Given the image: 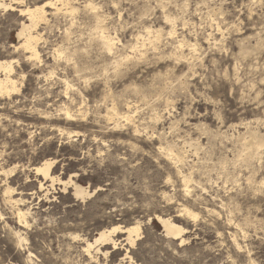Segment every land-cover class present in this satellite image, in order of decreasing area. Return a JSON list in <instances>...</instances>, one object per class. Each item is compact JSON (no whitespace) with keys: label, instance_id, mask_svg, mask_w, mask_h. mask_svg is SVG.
<instances>
[{"label":"rangeland","instance_id":"1","mask_svg":"<svg viewBox=\"0 0 264 264\" xmlns=\"http://www.w3.org/2000/svg\"><path fill=\"white\" fill-rule=\"evenodd\" d=\"M5 1L0 59L13 60L19 91L0 99V264H264V0L45 6L39 59L12 45L29 23L19 8L47 0ZM45 159L53 185L33 169ZM69 180L90 195L74 197ZM136 221V244L116 230V245L85 252L100 230Z\"/></svg>","mask_w":264,"mask_h":264},{"label":"bare ground","instance_id":"2","mask_svg":"<svg viewBox=\"0 0 264 264\" xmlns=\"http://www.w3.org/2000/svg\"><path fill=\"white\" fill-rule=\"evenodd\" d=\"M16 1V0H15ZM74 1V0H73ZM11 3V2H10ZM10 3H6L5 0H0V8H3V9H7V8H10V7H13L11 6L12 4ZM14 3V2H13ZM45 6H54L55 7V10H63L65 9L66 11H69V13H71L70 11H75V6L72 4V1L71 0H47L44 4L42 5H34V6H24L22 8H19V13L20 15H26L29 19V23H25V22H22L21 26H20V29L17 31V38L20 40V43L17 44V45H12L15 49L17 48H23L28 54H29V58L31 59H39V56H38V51L36 49V43H37V40L39 39L38 35H34L33 31L34 29L36 28L37 24L40 22V21H46L45 20V16H46V11H45ZM17 9V8H16ZM78 9V8H77ZM9 10V9H8ZM18 10V9H17ZM87 10V9H86ZM96 15V12L94 14V16ZM99 15L95 16V17H98ZM168 16V15H167ZM100 17V16H99ZM99 17H98V20H99ZM47 19V18H46ZM167 19V18H166ZM97 21V20H96ZM102 21V20H101ZM101 24V23H100ZM173 25V24H172ZM100 27V25H99ZM103 29H104V26H102ZM97 28V27H96ZM169 28V27H168ZM173 28V27H172ZM171 28V30H172ZM102 29V30H103ZM149 30V29H148ZM174 30V29H173ZM96 31V29H95ZM157 31V30H156ZM99 32H101L99 30ZM103 32H105L103 30ZM103 32L101 33V35L99 36L100 37V40L103 44V49H106L107 50V53L110 52L112 50V45H114L113 43V40L110 36L108 35H105L103 34ZM149 33V31H146ZM158 32V31H157ZM156 32V33H157ZM172 32V31H171ZM175 32V31H173ZM107 33V31H106ZM154 32V34H156ZM168 33V32H167ZM110 34V33H109ZM158 34V33H157ZM154 36V35H153ZM168 36V35H167ZM98 37V35H97ZM114 38V37H113ZM117 39V38H116ZM115 39V40H116ZM138 39V38H137ZM155 39V38H153ZM159 39V38H158ZM157 40V39H156ZM155 41V40H154ZM118 44V43H117ZM157 44V43H156ZM154 45V44H153ZM183 45V44H182ZM117 46V45H116ZM191 46V44H190ZM195 48V46H193ZM159 48V47H158ZM189 48H192V47H189ZM63 49V48H62ZM101 50V49H100ZM190 50V49H189ZM196 50V49H195ZM194 51V49H193ZM114 52V50H113ZM112 52V53H113ZM192 52V51H191ZM13 54V53H12ZM156 55V54H155ZM184 55V54H183ZM26 56V54H25ZM63 57V56H62ZM27 58V57H25ZM11 59V58H10ZM176 59V58H175ZM196 59V58H195ZM193 60V59H192ZM13 61L12 59L9 61V60H3V59H0V99H3V98H11L12 95L16 94L18 91H19V88L17 86V81L12 77V73L14 71V68H13V63L11 62ZM178 62V61H177ZM189 62V61H188ZM117 65V64H116ZM88 67V66H87ZM115 67H118V66H115ZM75 70V69H74ZM82 70V69H81ZM78 71V70H77ZM42 72V71H41ZM73 72V71H72ZM75 72V71H74ZM62 76V75H61ZM81 76V75H80ZM68 77V76H67ZM169 79V77H168ZM66 83V82H65ZM72 85V84H70ZM68 87V86H67ZM16 96V95H15ZM86 98V97H85ZM9 101V100H7ZM10 106V105H9ZM47 106V105H46ZM36 107V106H35ZM39 108V107H38ZM16 109V108H15ZM18 109V108H17ZM31 109V108H30ZM29 109V110H30ZM37 109V108H36ZM63 109V108H62ZM129 109H130V106L128 105L127 106V112H124L122 113V115H120L123 119L126 120H130L131 119V115L129 114ZM19 110V109H18ZM48 110V109H47ZM59 110V109H58ZM61 110V109H60ZM71 110V109H70ZM69 110V108H66L64 109V115L67 119H71L72 117L74 118V116H79L78 114H73L71 113V111ZM81 110V109H80ZM50 111V110H49ZM52 111V110H51ZM19 112V111H18ZM34 112V111H33ZM59 112V111H58ZM80 112V111H79ZM52 114V113H51ZM108 116L110 117L109 119H113V117L116 115H119L118 111L112 107L111 108V112H108L107 113ZM40 117L41 119H48L50 116H49V113L46 112V111H42L40 112ZM53 115V114H52ZM51 115V116H52ZM83 117V116H82ZM120 117V118H121ZM119 118V119H120ZM121 118V119H122ZM52 119V118H51ZM106 119V118H105ZM38 120V119H37ZM50 120V119H49ZM107 120V119H106ZM109 120V122H110ZM52 121V120H51ZM108 122V121H107ZM118 122V121H117ZM116 122V123H117ZM68 123V122H67ZM41 124V123H40ZM47 124V123H46ZM114 124H115V121H114ZM113 124V126H114ZM111 125V124H110ZM112 126V128H113ZM117 126V124H116ZM49 127H52L51 125ZM118 127V126H117ZM59 127H57L58 129ZM115 128V126H114ZM32 129V128H31ZM104 130V129H103ZM58 131V130H57ZM137 131V130H136ZM72 132V131H71ZM140 132V131H139ZM206 132V131H204ZM135 133V131H134ZM70 136V135H69ZM147 136V135H146ZM186 140V139H185ZM136 144V143H135ZM170 145V144H169ZM173 146V145H172ZM244 147V146H243ZM165 148V147H164ZM171 148V147H169ZM167 148V151H169ZM172 152H173V149H171ZM161 151V150H160ZM171 152V153H172ZM169 154H170V151H169ZM168 155V154H167ZM172 155L173 157H171V160L172 159H175L176 162H179L181 161V157L178 153L176 154H170ZM168 155V156H170ZM238 157V156H237ZM169 158V157H168ZM246 158V157H245ZM55 160H52V159H45L44 161H42L39 165H36L33 167V169L35 170V172L37 174H41L43 175V177L46 179V178H51V185H53V182H54V179L53 177L51 176V168L54 164ZM176 164V163H175ZM174 165V164H173ZM7 172V171H6ZM3 173H4V170H3ZM8 173V172H7ZM6 173V174H7ZM182 181L184 182V186L187 187L186 183L188 182L187 180V177L186 176H183L182 177ZM7 182V181H6ZM70 184V186L72 187V194L74 197L76 198H84L88 195H90L91 192L88 191V189L86 187H83L79 184H76L74 183L73 181L69 180L68 182H65L64 181V184L63 185H66V184ZM43 185L40 184V187H42ZM48 187V186H47ZM13 188H11L10 186H7L6 189H5V192L8 194V195H11L12 193V190ZM63 189L65 190L66 189V186L63 187ZM187 189V188H186ZM184 191V190H183ZM10 198V197H9ZM12 198V197H11ZM13 200V199H11ZM20 200H13V202H15L16 204L19 202ZM183 210V209H182ZM181 210V211H182ZM185 213H187L188 215L192 216V217H195V215L187 210V209H184ZM27 210L25 211L24 209H21V208H17V219L19 220V225L20 226H23V225H27V220H26V215H27ZM157 220L158 222L164 227L165 231H166V234L167 235H171L173 236L174 238L172 239H179L181 240V242L184 241V238H183V230L180 226H178L177 224H175L173 221H171L169 218H163V217H157ZM23 224V225H22ZM140 222L136 221L135 223L131 224V225H128L124 228H120V227H113L112 229H103V230H100L99 233L97 234V236L94 237V240L93 241H86V245H85V252H87L88 254H90V251L93 247H95L98 243H106L108 244V242H112L113 245H116L117 243L114 242V240L111 238V233L115 232L116 230H120L121 233H126L127 235V241L129 242L130 245H134L136 244L135 241L136 239L138 238V236L140 235ZM117 232V231H116ZM19 238V240H25V238H20V234H16ZM236 237V236H235ZM236 244V243H235ZM104 246V245H103ZM236 246V245H235ZM239 247V245H238ZM84 249V248H83ZM99 249H97L98 251ZM29 257H30V254H29ZM124 259V258H123Z\"/></svg>","mask_w":264,"mask_h":264}]
</instances>
